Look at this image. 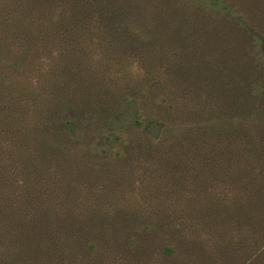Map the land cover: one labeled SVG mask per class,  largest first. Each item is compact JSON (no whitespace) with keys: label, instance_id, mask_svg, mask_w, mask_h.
<instances>
[{"label":"rangeland","instance_id":"obj_1","mask_svg":"<svg viewBox=\"0 0 264 264\" xmlns=\"http://www.w3.org/2000/svg\"><path fill=\"white\" fill-rule=\"evenodd\" d=\"M41 3L0 0V264H264V0H124L110 31L97 0ZM68 19L64 45L18 29ZM130 100L173 129L110 145Z\"/></svg>","mask_w":264,"mask_h":264},{"label":"trees","instance_id":"obj_2","mask_svg":"<svg viewBox=\"0 0 264 264\" xmlns=\"http://www.w3.org/2000/svg\"><path fill=\"white\" fill-rule=\"evenodd\" d=\"M41 6L45 7L49 4V0H41ZM124 0H97L96 6L98 7L99 13L101 12L102 17L105 19V22L108 25V31L116 26V22L120 16L123 15V9L121 8ZM219 0H214V3H218ZM67 27L65 24L56 25L55 29L48 30L42 28L39 23L33 26L32 28L29 27H18L22 33L26 35L33 36L34 39H40L41 41L47 40L51 37V33H53L52 37L55 38L56 36L63 38L64 42H60V44L64 45L65 41H68L67 33H71L74 29H76V23L73 25L71 24V20L68 19ZM71 24V25H70ZM156 37L161 35L168 39L172 36L170 34H163V30L156 29ZM115 37V36H114ZM262 43L264 45V37L262 38ZM38 43H33L32 45H37ZM110 44V43H109ZM61 66H81L77 58L68 59L66 58L65 61ZM264 93V91H263ZM60 102H56V106H60ZM132 103L133 101L127 102L125 106H123L120 110H113L111 116L106 118L108 123V128L110 129V133L107 136V139L110 140V145L113 143H117L121 141V138L126 130H133L141 134V140H147L154 142L158 140L161 135L165 131H171L173 127L169 124V120L164 113V109L156 108L151 111H144L140 112L139 108L132 111ZM59 118H54L53 122L56 123ZM88 120L87 116L84 113H77L72 118H65L64 121L61 122V128H63V133L66 136H74L78 135L81 128L86 124ZM257 205L260 207H264V191L262 192L261 196L258 197ZM2 211L11 213L10 216L14 215L15 209L13 205L3 206L0 208ZM259 210V208L257 207ZM13 212V213H12ZM53 217L52 214H49L47 217V221ZM14 226L17 225L19 222L18 219L12 221ZM16 229V227H15ZM84 233V238L86 239V248L92 252H99L101 250V246L95 244V240L107 237L108 233L110 232L109 225H91L85 226L82 228ZM103 249V248H102ZM168 253L171 252L170 248H166Z\"/></svg>","mask_w":264,"mask_h":264}]
</instances>
